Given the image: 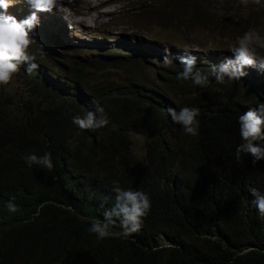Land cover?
Listing matches in <instances>:
<instances>
[{
  "label": "trees",
  "instance_id": "1",
  "mask_svg": "<svg viewBox=\"0 0 264 264\" xmlns=\"http://www.w3.org/2000/svg\"><path fill=\"white\" fill-rule=\"evenodd\" d=\"M192 8L196 18L205 13ZM220 23L212 19L209 27L227 38L245 30L235 33L233 20ZM42 36L30 51L39 68L29 75L24 65L15 74L24 88L18 105L0 89V215L7 217L0 264H264V217L250 190L264 192V159L235 157L239 116L264 102V79L252 72L219 84L210 76L201 88L178 79L179 60L169 71L144 52L62 54ZM179 90L190 98L171 99ZM94 100L110 122L80 129L73 117L94 111ZM186 106L200 109L197 136L168 113ZM132 133L145 138L141 155ZM33 152H51L54 170L29 167L22 157ZM115 184L145 191L152 206L139 232L100 240L88 231L89 217L103 219L101 204L113 206Z\"/></svg>",
  "mask_w": 264,
  "mask_h": 264
},
{
  "label": "rangeland",
  "instance_id": "2",
  "mask_svg": "<svg viewBox=\"0 0 264 264\" xmlns=\"http://www.w3.org/2000/svg\"><path fill=\"white\" fill-rule=\"evenodd\" d=\"M91 1L58 0L57 8L39 13V23L31 33L34 43L29 51L36 48L35 43L41 33L40 26H44V39L62 54L65 52L71 55L79 50L85 58L104 59L103 57L111 56L99 57L98 54L128 51L131 55L132 52H144L154 57L153 63L158 67L168 66V70L173 71L177 66L171 65L170 61L177 60L185 47L190 51L194 50L197 62L207 60L203 54L211 51V47L226 46L230 51V46L236 43L238 37L227 38L212 31L209 27L212 19L218 20L220 24L233 20L235 26L232 29L235 33L238 28L240 31L245 27L242 35L250 29H256L264 36V0H260V3L255 0H247L246 3L245 0H110L98 8H94V5L102 0ZM185 3L187 5L183 7ZM195 5L205 9L200 18L192 14V6ZM32 11L27 3H16L8 9L18 19L25 18ZM54 13L60 15L52 17ZM67 14L71 16V21L66 18ZM63 15L66 21L63 20ZM82 18H87L88 22L74 21ZM232 58V53L227 51L225 62ZM219 59L220 57L216 58ZM250 68L252 67L245 69L247 74ZM100 74L97 72L93 77L94 84L100 83ZM21 82L22 79L14 75L7 85H0V89H9L8 93L15 99L14 106L18 105L16 95L20 97L24 93ZM182 91L171 94L170 98L174 101L190 98L189 94ZM132 140L135 153L141 155L145 148V138L141 134L132 133ZM167 242L164 238V243Z\"/></svg>",
  "mask_w": 264,
  "mask_h": 264
},
{
  "label": "clouds",
  "instance_id": "3",
  "mask_svg": "<svg viewBox=\"0 0 264 264\" xmlns=\"http://www.w3.org/2000/svg\"><path fill=\"white\" fill-rule=\"evenodd\" d=\"M246 2L247 0H245ZM255 2L260 3V0H255ZM16 3H27L33 11L25 18L18 19L8 12L10 6ZM57 5L58 0H0V85H7L24 65H27L26 72L29 75L39 68L36 55L29 51L30 46L34 43L31 33L39 23V13L51 11L57 8ZM58 15L60 14L54 13L52 17ZM45 18L47 17L45 16ZM58 19L61 20V17ZM40 29L45 34L44 26H40ZM49 33L54 36L51 32ZM43 34L39 33V35ZM41 40L39 36L35 44L37 45ZM183 51L177 56V60L183 66V70L178 73V79L191 80L194 85L201 88L208 87L210 76L214 77L219 84H223L226 79L239 80L252 72L264 79V36L256 29H250L237 38L236 43L230 46L233 58L226 62L224 59L226 49H221L213 54L209 53L210 56L204 53L203 56L207 57L206 61L215 67L208 71L210 73L197 70V65L204 66L206 64L203 61L197 62L198 57L194 50L190 51L185 47ZM217 57L220 59L216 60ZM248 67H252L249 69V74L245 71ZM93 103L94 111H88L84 116L73 117V124L80 129L96 130L109 124L105 108L95 100ZM168 113L175 123L183 127L186 134L190 136L199 134L200 122L197 117L200 114V109L198 107L186 106L180 108L179 111L170 107ZM239 131L242 143L235 150L237 161L242 159V154H251L254 163L264 159V102L239 116ZM22 158L29 167L36 165L48 172H52L55 167L51 152H45L43 155L33 152ZM250 190L255 197L252 200L253 205L259 215L264 217V192L257 188ZM113 191L116 194L113 206L104 208V205L101 204L103 219L97 216L89 217L91 226L88 231L95 234L100 240L113 236L127 238L133 233L139 232L143 226L144 217L149 214L152 206L149 194L143 190L125 189L115 184ZM7 208L11 213L18 210L17 204L12 199L7 202ZM6 219V216L0 215V223ZM116 226L121 231L111 230Z\"/></svg>",
  "mask_w": 264,
  "mask_h": 264
},
{
  "label": "bare ground",
  "instance_id": "4",
  "mask_svg": "<svg viewBox=\"0 0 264 264\" xmlns=\"http://www.w3.org/2000/svg\"><path fill=\"white\" fill-rule=\"evenodd\" d=\"M86 1H88V2H92L91 0H86ZM107 1H110V0H102L99 4H95L94 5V8H98V7H100V6H102V4L104 3V2H107ZM65 6V5H64ZM60 10H62L63 11V8H60ZM64 14V13H63ZM64 16V15H63ZM91 18H94V20H95V17L93 16V15H91L90 16ZM66 18L67 19H71V16L70 15H68L67 14V16H66ZM66 18H65V16L63 17V20L64 21H66ZM90 18V19H91ZM75 19V18H74ZM87 19V18H86ZM85 18H82V19H80V20H74L75 22H83V23H87L88 22V20H86ZM90 19H89V21H90ZM71 21V20H70ZM46 22V21H45ZM203 62H205V64L207 65V66H209L210 68H211V70L213 69V68H215L214 66H212L211 64H210V62H208V61H203Z\"/></svg>",
  "mask_w": 264,
  "mask_h": 264
}]
</instances>
